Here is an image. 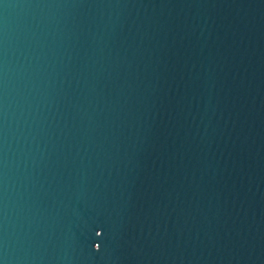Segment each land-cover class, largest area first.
<instances>
[{"label": "water", "instance_id": "95a60500", "mask_svg": "<svg viewBox=\"0 0 264 264\" xmlns=\"http://www.w3.org/2000/svg\"><path fill=\"white\" fill-rule=\"evenodd\" d=\"M0 264H264V0H0Z\"/></svg>", "mask_w": 264, "mask_h": 264}]
</instances>
